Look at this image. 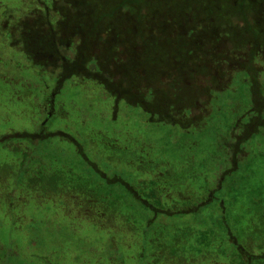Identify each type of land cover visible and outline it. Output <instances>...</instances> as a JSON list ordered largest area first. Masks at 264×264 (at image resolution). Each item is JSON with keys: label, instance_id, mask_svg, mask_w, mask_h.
<instances>
[{"label": "rangeland", "instance_id": "rangeland-1", "mask_svg": "<svg viewBox=\"0 0 264 264\" xmlns=\"http://www.w3.org/2000/svg\"><path fill=\"white\" fill-rule=\"evenodd\" d=\"M122 1L58 0L55 6L59 12H62L58 21H64L61 24L60 37L77 33L84 36L86 33L94 32L98 36L90 35V38H87L90 47L93 44L96 46L104 43L103 47L106 50L111 47L114 51L120 50L119 58L126 70L130 69L131 74L133 70L144 73L137 74L139 76L135 81L125 83V87L131 83L132 85L129 86L131 88H140L143 85L146 91L143 89L140 93L145 95V99L152 101L155 105L167 100L168 102H164L170 104L175 111L177 107L181 108L183 101L186 104L190 103L196 95L191 88L197 85L207 91L208 95L204 97L209 99V111L202 115V120L187 127L189 134H184L179 124L150 121L147 113L133 105L129 108L120 105L117 117L113 120L108 112L107 104L104 106L95 101L96 93L100 95L101 92L97 91L95 86L89 87L87 83L77 84L78 80L75 78L66 81L57 94L56 110L61 114L52 119L49 128L61 129L80 140H85V148L91 158H97L99 155L97 150L92 148L89 140L86 141L85 132L88 124V126L94 125L97 130L112 132L111 129L115 128V131L125 132L132 138L133 144L145 142L173 154L174 159H184V156L180 157V155L189 147L190 149L187 150L194 157V164L192 161L191 164L198 174L191 181L192 189L196 191L194 195H197L202 192L197 185L203 184L205 180L211 182L212 174L217 171V165L225 166L222 156L218 157V152H221L218 147L222 145V141L218 140L219 136L227 135L230 125L236 118H240L241 129H244V125L249 124L250 118L256 117L257 114L247 111L248 86L241 82V78H246L248 72L245 69H239L238 65L230 67L231 74L226 71L227 67L224 66L221 69L220 64H215V67L210 64L211 67H207V60L203 61V57H200V53L198 54L195 49L196 42H201L198 49H204V45L208 44L209 40L215 42L214 44L219 48L224 44L223 42H226L227 45H223L219 53H228L229 64H239L238 50L235 48L242 45L241 39L264 42V0H138V5L123 4V6L120 5ZM41 2L43 1L37 0L38 7ZM30 3L31 0H0V19L11 14L13 16L10 22L15 25L14 18L31 15L27 9ZM39 13L37 9L32 16ZM101 14H106L109 18L103 20L101 24L97 23L94 31L91 28L94 25V17ZM246 15H248L247 21ZM132 29L137 32H131ZM11 30L15 32L17 27L5 28L0 25L1 132L37 127V122L44 118V112L40 109L39 116L35 117L36 120L30 122L34 117L30 113V105L23 100L21 102L18 100L16 105L12 99L14 92L21 95L24 88L25 91H27L26 88L31 89L30 91L34 94L30 96L31 101L35 103V106H41L42 92L50 91L48 88L41 92V84L34 77L29 61L26 60L24 64L23 53L15 46L10 47L8 35L4 38L6 31ZM140 32L142 40L139 39ZM209 49L211 51L212 46ZM106 54L110 55L107 52L103 55L99 52L96 55L99 69L107 62L104 61ZM210 56H213V53ZM204 57L207 55L205 54ZM116 58L113 57L115 60ZM119 58L117 59L120 61ZM17 61H20L19 67ZM118 64L119 62L112 64L113 71L119 69ZM198 65L202 69L206 66L208 75L204 72L200 73L197 69ZM156 72L164 74L165 78L157 77L159 74ZM220 72L224 73V83L221 84V88H215L218 86L214 85V82V88L209 86L207 83L212 84L213 76ZM262 78H264V72H262ZM191 79L196 80L195 85ZM187 80L188 87L183 88L182 85ZM44 81L48 85L52 83L51 78L45 77ZM261 86L264 88L263 82ZM184 93L185 96L181 97ZM184 112L185 115L188 114L187 109ZM98 113H104V119L98 117ZM262 116L264 117V111ZM82 119L86 123L84 127L79 126ZM118 138L121 139V136ZM66 150L69 151L70 148ZM243 150L244 154L239 162L238 171L228 178V182L231 179L235 181V190L240 192L239 199L244 202L243 207H245L248 196L251 195L250 192L247 194L248 191L251 189L264 191V128H258V133L244 143ZM53 152L49 150V153L53 154ZM6 153L0 149L1 160L7 158ZM67 159L68 156H64L65 162ZM58 160L62 162L63 158ZM202 160H206L205 166L199 165ZM105 162L108 163L107 170H116L124 174L126 179H133L137 175L134 169L126 165L107 160ZM191 164L188 166L191 167ZM100 165L103 164L100 163ZM176 166L185 169L186 172V166L178 164ZM229 189L230 187L226 184L222 193L226 199L230 196ZM125 200L128 201L129 197H125ZM237 208L240 207L237 206ZM71 215L73 214L62 209V205L57 200H45L38 203L36 199L30 198L21 206H10L9 203L6 206L4 202L0 203V218L3 226L5 225V228L0 230V238L5 243L6 256L11 255L9 263L150 264L149 253L153 251L150 243L145 246L144 255L138 257L142 234L134 236L123 232L96 231L87 221L75 219ZM164 218L158 220L157 224L166 225L168 232H171L176 225H192L190 217H174L168 220ZM196 227L200 226L196 224ZM155 229L154 225L147 231V239L152 238V232ZM236 235L238 240L242 239L241 234ZM198 264L210 263L198 261Z\"/></svg>", "mask_w": 264, "mask_h": 264}, {"label": "trees", "instance_id": "trees-1", "mask_svg": "<svg viewBox=\"0 0 264 264\" xmlns=\"http://www.w3.org/2000/svg\"><path fill=\"white\" fill-rule=\"evenodd\" d=\"M123 4L138 5L139 1L123 0L120 5ZM182 12L184 14L183 10ZM61 14L60 11L58 19ZM181 17L185 19L184 16ZM108 18L106 14L94 17V25L91 28L95 31L96 24H101ZM247 18L248 15L245 17L246 21ZM43 21L38 17L34 24L25 23L22 32L26 36H36L34 39L36 42L31 43L28 40L24 44V49L32 57L35 65L33 75L36 80L42 82L45 77L55 79L56 95L66 81L82 75L92 80V84L98 81L106 86L107 93L102 99L106 100L109 98V93H113L116 99L123 98L131 106L147 113L150 121L179 124L184 134H189L187 127L202 120V115L209 111V99L204 97L207 91L197 85L194 86L196 80L191 79L194 82L191 90L196 95L190 103L186 104L183 101L181 108L177 107L175 111L166 103L167 100L155 105L140 93L141 90L146 89L143 85L140 88L129 87L139 76L137 74L142 72L133 70L131 74L130 69L126 70L119 58L120 50L114 51L112 47L106 50L103 47L104 43L96 46L93 44L90 47L87 38H90V35L94 37L95 34L89 32L84 36L77 33L81 41L77 43L76 51L73 52L63 41L66 35L56 38L64 21H58L56 29L44 28ZM131 32L137 30L132 29ZM73 35L75 34L67 37ZM139 39L142 40L141 32ZM241 42L242 45L235 48L238 50L239 64H229L228 53H219L220 48L227 45L226 42H223L224 44L219 48L214 44L215 42L209 40L208 44L204 45V49H198L201 42H196L195 49L198 54L200 53V57H203V61L207 60V67L210 64L214 67L215 64H220L221 69L225 66L226 71L231 74L230 67L238 65L239 69L248 72L246 78H241V82L248 86L247 111L257 114L256 117H252L253 120L250 118L249 124L244 125V129H241L240 118H236L230 125L227 135L219 136L218 140L222 141V145L218 147L221 150L218 152V157L222 156L225 166L217 165V171L212 174L211 182L205 180L203 184L197 185L201 193L194 195L196 191H193L191 186L193 177L198 174L191 164V161L194 164V157L188 151L189 147L180 155V157L184 156V159H174L173 154L145 142L133 144L132 138L125 132L115 131V128L111 129L112 132L97 130L94 125L88 126V124L85 132L86 141L89 140L92 148H95L99 155L97 158H91L86 151L85 140H80L61 129L49 128L52 119L61 113L54 114L51 118L44 113V118L37 122V127L24 128L21 131H0V149L7 152L5 154L7 158L0 159V203L4 202L6 206L8 203L10 206H21L30 198L36 199L38 203L57 200L65 212L72 213L71 216L75 219L87 221L96 231L123 232L134 236L142 234L138 257L144 255L145 246L150 243L153 246V251L149 253L150 264H198V261L210 264H264V191L259 192L258 189L248 191L247 194L250 192L251 195L248 196V201L246 200L247 203L243 207L244 202L239 199L240 192L235 190V181L231 179L228 182V178L238 171L239 162L244 154V143L258 133V128H264L262 116L264 88L261 86V82L264 83L262 78L264 42L243 39ZM11 44L14 45L15 42ZM210 46H212L211 51H209ZM96 50L101 55L106 52L110 54H106L104 61L107 62L100 69ZM212 53L213 56H210ZM205 54L207 57H204ZM113 57L119 58L120 61ZM118 62L119 69L113 71L112 64ZM206 66L202 69L198 65L197 69L200 73L204 72L208 75ZM39 67L43 73L40 72ZM45 70L48 74H44ZM223 74L221 72L215 74L212 84L211 82L207 84L213 88L217 85L218 87L215 88L220 89L221 84L224 83ZM157 77L165 78V75L160 73ZM206 78L210 81L207 76ZM131 81L132 83L125 87V83ZM187 84L188 80L182 85L183 88H187ZM26 89L27 91L24 88L21 95L14 92L12 99L16 105L18 100L30 105V113L34 115L30 122H34L35 117L39 116L40 109L44 111V105L48 102L45 99L52 98L48 91L42 92L48 90L43 83L41 86L43 103L41 106H35L30 97L34 95L33 92L29 88ZM182 96L184 97L185 93ZM186 109L187 115L184 112ZM103 115L104 113L97 114L101 118ZM85 124L82 119L79 126L84 127ZM119 136L121 139L118 138ZM67 148L70 150L67 151ZM49 150L54 151L53 154L49 153ZM64 156H68L67 162ZM58 158H63V161L60 162ZM106 160L126 165L134 169L137 175L133 179H126L124 174L116 170H107ZM205 162L206 160H202L199 165L205 166ZM100 163L103 165L101 166ZM176 164L186 166V172ZM189 164L192 166L189 167ZM226 184L230 187L228 193L230 196L227 199L222 195ZM125 197H129V200L126 201ZM174 217H190L192 225L195 226L176 225L171 232H168L166 225L157 224L158 220ZM196 224L200 227H196ZM154 225L156 229L152 232V238L147 239V231ZM236 234H241L242 239L238 240Z\"/></svg>", "mask_w": 264, "mask_h": 264}, {"label": "flooded vegetation", "instance_id": "flooded-vegetation-1", "mask_svg": "<svg viewBox=\"0 0 264 264\" xmlns=\"http://www.w3.org/2000/svg\"><path fill=\"white\" fill-rule=\"evenodd\" d=\"M43 2L39 3L40 4V7L37 6V0H31V3L28 5L27 9H29V14H31L30 16H23L21 18H14V21L13 23H15V25H12L10 21H12V16L11 14H7L5 15L3 19H0V25H2L3 27H17V30L15 32H12L11 31H6L7 33L4 34V38L6 37L5 35H8L10 37L9 39V43H10V47H16L17 49H19L22 53H23V62L24 64H26V60L29 61V64L32 68V71L34 72V63L32 61V57L30 56V54L27 53V51L24 49V44L29 40L31 43L33 42H36V36L34 35H31V36H26L22 30H23V26L26 24H34V21L36 18L40 17L42 18L44 21L43 23H45V25H43V27H51L53 29H56L57 27V24H58V16H59V12H58V9L56 8L55 4L58 2V0H42ZM37 9L38 11H40L39 15H33L35 12H37ZM19 16V15H18ZM37 27V25H35V28ZM33 31H34V28H33ZM32 31V32H33ZM60 34V33H59ZM57 35L56 38H60V35ZM34 36V37H33ZM77 38V39H76ZM63 41L65 42V44L67 45V47L69 49H71L73 52L76 51V46H77V43L81 41V37L77 34L73 35L72 37H67L65 39H63ZM15 42L14 45H12L11 43ZM98 51L96 50V53ZM99 53V52H98ZM20 61H17V64L19 65ZM97 62V61H96ZM98 63V62H97ZM39 70L41 72V68L39 67ZM43 73V72H41ZM47 73V71L45 70L44 71V74ZM50 73V72H49ZM52 74V73H50ZM50 77V76H49ZM51 78V77H50ZM77 79L78 82L77 84H84V83H87L89 87L91 86H95V88L97 89V91L99 90L100 95L98 93H96V100L95 101H98L99 104H102L105 106V103L107 102V107H108V112L110 113V115L112 116L113 120L116 119L117 117V112H118V109L120 107V105H124L126 108H129L131 107V104L128 103V101H126L125 99L121 98L120 100L116 99L115 97H113V93H109V98H107L106 100L105 99H102V97L107 93V88L105 85H103L102 83L98 82V81H95L94 84L92 80H88L86 79L84 76L82 75H78L76 77H74V79ZM52 79V83L51 85H48V83H46V81H44V78L42 79L45 87L49 88L50 91H49V94L51 96L52 99H48L46 98L45 100L47 102L46 105H44V113H46L45 115H47L48 117H52L54 114L57 113V102H56V92L54 90L55 86H56V83H55V79L51 78ZM42 82H39L42 86ZM66 83V82H65ZM64 83V85H65ZM76 84V85H77ZM81 87V85H80ZM50 98V97H49ZM114 109V110H113ZM144 112V111H143ZM147 118L149 119V116H147ZM10 130H14V131H21L20 129H10ZM8 130V131H10ZM7 132V131H5ZM5 226V225H4ZM3 226V222L0 218V230L3 228H5ZM3 240L0 238V264H10L9 263V258L11 255H8L6 256V253H5V243L2 242ZM14 255H16V253L14 252Z\"/></svg>", "mask_w": 264, "mask_h": 264}]
</instances>
